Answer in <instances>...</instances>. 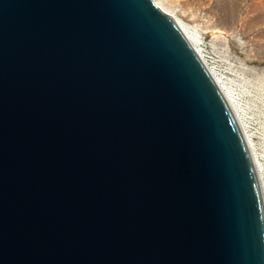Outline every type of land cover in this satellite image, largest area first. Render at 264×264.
Returning <instances> with one entry per match:
<instances>
[{
    "label": "water",
    "instance_id": "1",
    "mask_svg": "<svg viewBox=\"0 0 264 264\" xmlns=\"http://www.w3.org/2000/svg\"><path fill=\"white\" fill-rule=\"evenodd\" d=\"M0 264H264L239 124L152 0H0Z\"/></svg>",
    "mask_w": 264,
    "mask_h": 264
},
{
    "label": "rangeland",
    "instance_id": "2",
    "mask_svg": "<svg viewBox=\"0 0 264 264\" xmlns=\"http://www.w3.org/2000/svg\"><path fill=\"white\" fill-rule=\"evenodd\" d=\"M161 1L200 31L245 118L264 175V0Z\"/></svg>",
    "mask_w": 264,
    "mask_h": 264
},
{
    "label": "bare ground",
    "instance_id": "3",
    "mask_svg": "<svg viewBox=\"0 0 264 264\" xmlns=\"http://www.w3.org/2000/svg\"><path fill=\"white\" fill-rule=\"evenodd\" d=\"M155 6L161 10L162 12L168 14L170 18L173 20V22L176 24L184 38L188 41L196 55L198 56L199 60L202 62L203 66L211 77L213 78L214 82L218 86L219 90L221 91L222 95L226 99L229 107L231 108L238 124L241 129V132L244 136L245 142L248 146L250 155L252 157V161L257 173V178L259 181V186L261 189L263 204H264V175L263 170L261 168L259 157L257 153L255 152L254 145L252 143V139L250 138V135L248 134L247 130V124L245 121V118L243 117V114L241 113V110L239 109V106L232 94V91L229 87V85L226 82L225 77L223 74L218 71L216 66L212 62H208L207 59H205V56H207V53L203 49H201V34L198 29H195L194 27L190 26L188 23H186L182 18L178 17L173 10L174 8L168 7V5H164V1L162 3L161 0H152ZM196 27V26H195ZM197 28V27H196ZM200 28V27H199Z\"/></svg>",
    "mask_w": 264,
    "mask_h": 264
},
{
    "label": "built area",
    "instance_id": "4",
    "mask_svg": "<svg viewBox=\"0 0 264 264\" xmlns=\"http://www.w3.org/2000/svg\"><path fill=\"white\" fill-rule=\"evenodd\" d=\"M200 46H201V49H203V50L205 51V53H207V56H205V59H207L208 62H213V61L211 60V57L208 55L207 48H205V47H207V46H205L203 39H201V44H200Z\"/></svg>",
    "mask_w": 264,
    "mask_h": 264
}]
</instances>
